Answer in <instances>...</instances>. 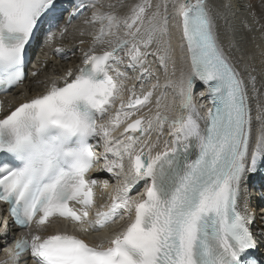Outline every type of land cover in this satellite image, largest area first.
Instances as JSON below:
<instances>
[{"label": "snow or ice", "instance_id": "snow-or-ice-1", "mask_svg": "<svg viewBox=\"0 0 264 264\" xmlns=\"http://www.w3.org/2000/svg\"><path fill=\"white\" fill-rule=\"evenodd\" d=\"M125 6L124 0H71L68 8L58 0H0V92L26 78L27 51L41 32L51 39L58 29L64 37L66 25L87 10L83 24L94 29L81 66L35 80L43 91L9 111L0 104V201L16 225L33 229L30 238L15 240L5 264H21L25 254L34 264H264L254 255L264 244V208L252 211L245 195L248 180L264 168V93L256 78L233 61L235 45L221 39L211 0H138L121 15ZM224 7L231 10V3ZM170 21L181 33L188 68L165 87H174L184 114H170L162 93L155 112L138 115L159 80L137 92L114 65L124 62L123 52L126 66L140 69L137 79L151 77L145 64L155 55L167 73ZM54 52L69 59L62 47ZM58 71L53 65L51 72ZM196 83L211 103L203 115L193 99ZM166 129L171 147L166 142L153 154ZM101 158L116 183L110 202L96 207L98 184L109 187L90 177ZM142 181L144 192L130 196ZM118 217L127 222L106 244L68 231L44 234L57 219L88 233Z\"/></svg>", "mask_w": 264, "mask_h": 264}, {"label": "bare ground", "instance_id": "bare-ground-1", "mask_svg": "<svg viewBox=\"0 0 264 264\" xmlns=\"http://www.w3.org/2000/svg\"><path fill=\"white\" fill-rule=\"evenodd\" d=\"M251 1V5L249 4V0H211V3L213 5V14L220 17V19L218 20V25L221 39L230 40L235 45L234 49H232L231 51L233 61H240L238 67H247L248 73L256 78L257 89H259L261 93H264V87L261 86L262 84H264V35H262V33H264V27H262L264 26V0ZM100 2L107 4L109 2L115 3L116 0H100ZM184 2H187V0H184ZM229 2L231 3V10H228L224 7V5ZM124 3L126 6L118 9L121 15L125 14L128 11L127 6L136 3V0H124ZM97 7H99V4H97ZM169 11L171 12V8L169 9ZM90 12L91 10H87L77 21L66 25V27L68 28V33L64 37H60L57 31V35L53 37V43L50 46L43 42L44 44H40V46H38L39 48L37 47L34 53L35 62L37 63V65H42L43 61H48V64L46 67L42 66V71L39 76L35 78L30 77L27 79L25 88L27 92H32L30 96L39 94L43 91L42 86L35 85V80L51 79L54 77V75H61L63 71H65L69 67L75 69L82 65V53L87 51L89 47H91V35H89L88 33H91L94 30L93 26L83 24V20L87 16H90ZM62 23L64 25V22ZM78 23L81 24L78 25ZM170 23V29L172 30L170 32V36L174 53L169 54L170 59L168 61L167 73L160 65L155 55H149L147 57L146 63L151 71L157 73L156 76H151V80L154 83H157L158 79L159 84L161 82L164 91H160L161 89L160 87H158L154 91L152 102L148 105L147 108L138 113V115L147 113L149 109H152V111L155 112L156 98L158 96H161L162 93L164 94V97L161 100L162 106L170 105V114L172 115L182 113V110L180 111L181 98L176 94L174 87H165V82L167 80L171 79L173 81H178L180 79L181 70L183 69L186 71L188 68L186 49L184 51H181L180 48L181 33L175 26V21H170ZM95 27L98 28V25H96ZM81 29H83L86 33L84 36H81L79 34V30ZM80 40H83L84 43L80 44ZM55 47H62L65 50L64 55L68 56L69 59L65 60L61 56L57 58L56 53L54 52ZM155 48L156 46H154L152 49L149 48L148 51L152 52ZM96 50H99V47H97ZM97 53H100V51H97ZM120 54L121 57L127 59V57L124 56L123 52H121ZM152 59H154L155 62L152 61ZM173 64L175 66L174 75ZM53 65H55L59 69V71L54 74L51 72ZM140 89L141 88H139V90ZM21 91L25 90H19L18 93H20ZM203 91L204 87L202 84L196 83L194 85L193 99L202 115L207 111L209 107H211V103L206 97L200 98V93ZM25 99L27 98L20 97L18 94L17 103L23 102ZM261 99H264V97H261ZM251 103L253 108V116H255L256 101L252 100ZM161 110H163V107ZM255 127L256 126L254 125L253 143L255 139ZM151 138L156 139L155 133L152 134ZM170 140L171 139H167L163 136L160 139V142L162 144L161 148H164L166 142L170 146ZM155 151H157V149L154 150L153 154H155ZM103 180H108L110 184H114V179L103 177ZM253 183L254 180H251L250 178L246 185L247 191H249V195L247 192L245 193V195L250 198L248 201V203H250V208L252 209V211L256 212L257 209L264 207V200L255 201L253 199L254 196L255 198L258 197L256 193V186H251L253 185ZM256 223L257 226L260 224L259 219H257Z\"/></svg>", "mask_w": 264, "mask_h": 264}, {"label": "rangeland", "instance_id": "rangeland-1", "mask_svg": "<svg viewBox=\"0 0 264 264\" xmlns=\"http://www.w3.org/2000/svg\"><path fill=\"white\" fill-rule=\"evenodd\" d=\"M249 1H250V3H249V4L251 5V4H252V3H251L252 1H251V0H249ZM136 2H138V0H136ZM153 3H156V0H154V1H153ZM79 24H81V23H78V25H79ZM170 27H171V23H170ZM171 31H172V30L170 29V32H171ZM170 42H171V43H170V47H171L170 54H171V53H174V51H173V48H172V41H171V36H170ZM154 46H156V45H155V44H153L152 48H153ZM152 48H151V49H152ZM152 61H154V62H155V60H154V59H152ZM256 200H257V198H256Z\"/></svg>", "mask_w": 264, "mask_h": 264}]
</instances>
